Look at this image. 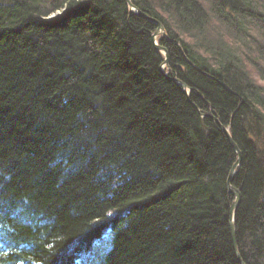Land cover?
I'll return each mask as SVG.
<instances>
[{"label":"trees","instance_id":"obj_1","mask_svg":"<svg viewBox=\"0 0 264 264\" xmlns=\"http://www.w3.org/2000/svg\"><path fill=\"white\" fill-rule=\"evenodd\" d=\"M131 2L164 72L126 0H0V264H239L220 124L264 264V0Z\"/></svg>","mask_w":264,"mask_h":264},{"label":"water","instance_id":"obj_2","mask_svg":"<svg viewBox=\"0 0 264 264\" xmlns=\"http://www.w3.org/2000/svg\"><path fill=\"white\" fill-rule=\"evenodd\" d=\"M126 3L129 7V9L133 12H135L137 15L141 16L142 18L146 19L147 21H149L150 23L154 24L157 27V30L155 32V34L152 37L153 43H154V47L155 49L160 52L163 57H164V64L161 67V71H165V69H169L170 68V64H169V54L166 48L161 47L159 45V43L157 42V39L160 37H165L167 38V34H166V30L163 26L162 23H160L159 21H157L156 19H152L150 17H148L145 14H142L137 8L134 7V5L132 4L131 0H126ZM56 17L55 15L52 17L54 18ZM175 83L179 84L180 86L183 87L184 92L189 96L191 93V89L189 87H187L185 84L181 83L179 80L177 79H172ZM205 117V116H204ZM215 121L219 122L218 120L215 119ZM220 127L222 128L223 133L226 135L228 141L230 142L232 148L235 150V152L238 155V160L235 163V165L232 168V171L229 175L228 178V191L234 196V201L233 204L231 206V211H230V228H231V237H232V241L234 244V248L236 251V256H237V260L240 264H244L241 255L239 254L237 247H236V242H235V234H236V214H237V209L240 205L241 202V194L239 192V190L235 189L232 186V180L234 178V176L236 175V171L239 168V166L241 165L242 162V154L240 152V150L238 149L237 145L233 142L231 133H230V127H225L223 125L220 124Z\"/></svg>","mask_w":264,"mask_h":264},{"label":"bare ground","instance_id":"obj_3","mask_svg":"<svg viewBox=\"0 0 264 264\" xmlns=\"http://www.w3.org/2000/svg\"><path fill=\"white\" fill-rule=\"evenodd\" d=\"M163 26H164V25H163ZM164 28H165V27H164ZM154 34H155V33H154ZM154 34H153V35H154ZM166 34H167V33H166ZM153 35H152V37H153ZM166 39H167V38H166ZM237 261H238V260H237ZM238 263H239V262H238ZM239 264H240V263H239Z\"/></svg>","mask_w":264,"mask_h":264},{"label":"rangeland","instance_id":"obj_4","mask_svg":"<svg viewBox=\"0 0 264 264\" xmlns=\"http://www.w3.org/2000/svg\"><path fill=\"white\" fill-rule=\"evenodd\" d=\"M55 16H57V14Z\"/></svg>","mask_w":264,"mask_h":264}]
</instances>
